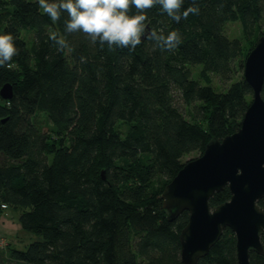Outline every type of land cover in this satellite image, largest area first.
Segmentation results:
<instances>
[{"label": "trees", "instance_id": "1", "mask_svg": "<svg viewBox=\"0 0 264 264\" xmlns=\"http://www.w3.org/2000/svg\"><path fill=\"white\" fill-rule=\"evenodd\" d=\"M195 5L199 13L179 23L158 5L148 10L149 31L182 36L161 51L143 37L132 50L94 45L65 33L66 13L53 22L38 0H0V34H12L18 50L0 67V86L12 88L0 96V218L11 208L17 230L36 237L19 249L0 236V264H183L188 211L169 219L160 194L183 155L240 126L252 90L243 73L233 77L264 36V0ZM233 22L242 37L225 32ZM53 32L69 47L58 50ZM211 74L229 82L224 90ZM229 196L226 186L216 191L210 207ZM261 244L250 264H264V233ZM196 264H238L234 233L225 228Z\"/></svg>", "mask_w": 264, "mask_h": 264}, {"label": "water", "instance_id": "2", "mask_svg": "<svg viewBox=\"0 0 264 264\" xmlns=\"http://www.w3.org/2000/svg\"><path fill=\"white\" fill-rule=\"evenodd\" d=\"M243 78L252 98L240 126L221 138H211L198 156L182 164L160 194L169 219L188 211L178 234L183 264H196L227 227L235 236L238 264H250L251 250L263 253L264 210L258 205L264 199L263 35L244 59ZM0 96H12L10 83L0 86ZM225 186L229 198L210 207L209 198Z\"/></svg>", "mask_w": 264, "mask_h": 264}, {"label": "clouds", "instance_id": "3", "mask_svg": "<svg viewBox=\"0 0 264 264\" xmlns=\"http://www.w3.org/2000/svg\"><path fill=\"white\" fill-rule=\"evenodd\" d=\"M183 4L184 0H38L39 9L53 22L67 14L65 33L81 32L92 44L99 43L101 47L107 44L109 49H135L143 37L153 41L154 48L161 51L175 50L182 43L181 33L172 30L164 35L163 29L149 31L147 12L158 5L162 13L177 23L187 19L189 14L199 13L195 0L182 11ZM50 39L58 50L69 47L66 38L58 32L51 33ZM17 53L13 35L0 34V67H11L9 62Z\"/></svg>", "mask_w": 264, "mask_h": 264}, {"label": "rangeland", "instance_id": "4", "mask_svg": "<svg viewBox=\"0 0 264 264\" xmlns=\"http://www.w3.org/2000/svg\"><path fill=\"white\" fill-rule=\"evenodd\" d=\"M231 22V21H229ZM262 29H264V25L261 27ZM225 32L227 33V35L229 37L231 36H241L242 37V33H241V29L239 27L238 23H226L225 24ZM194 69H197L194 67ZM243 73V68L241 70H238L235 74V76L233 77V79L238 78L239 76H241ZM211 79L213 82V87L216 90H224L225 87L228 85V81L227 82H221L217 76L211 74ZM252 98V96H251ZM251 100V99H250ZM190 110V106L186 107L185 110V116L187 118H190V114L188 113V111ZM37 123L38 125L46 130L47 129V125H49L50 123L46 120L44 114L42 112L38 113L37 116ZM199 153L197 151H191L186 153L185 155L182 156L181 161L186 162L187 160L194 158L196 156H198ZM12 209L10 208H6V210L4 211V215L2 216V218H0V236H4V242L6 241H10L9 243H13L15 244V246L19 249H24L26 247V245L32 241L33 239H35L36 237H34L33 234L28 233V231L26 230H22L19 228V230H17V224L14 223L15 220V216H11L12 214ZM16 229V230H15Z\"/></svg>", "mask_w": 264, "mask_h": 264}, {"label": "built area", "instance_id": "5", "mask_svg": "<svg viewBox=\"0 0 264 264\" xmlns=\"http://www.w3.org/2000/svg\"><path fill=\"white\" fill-rule=\"evenodd\" d=\"M0 244H2V242L0 241Z\"/></svg>", "mask_w": 264, "mask_h": 264}]
</instances>
